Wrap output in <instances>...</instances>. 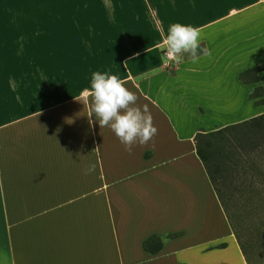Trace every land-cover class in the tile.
<instances>
[{
	"label": "crops",
	"instance_id": "crops-1",
	"mask_svg": "<svg viewBox=\"0 0 264 264\" xmlns=\"http://www.w3.org/2000/svg\"><path fill=\"white\" fill-rule=\"evenodd\" d=\"M144 5L150 21L129 27L115 0H0V264H247L194 137L264 114L249 98L264 85L238 79L264 63V0ZM177 22L210 58L166 59ZM96 71L147 105L146 145L89 125L75 98Z\"/></svg>",
	"mask_w": 264,
	"mask_h": 264
},
{
	"label": "clouds",
	"instance_id": "clouds-1",
	"mask_svg": "<svg viewBox=\"0 0 264 264\" xmlns=\"http://www.w3.org/2000/svg\"><path fill=\"white\" fill-rule=\"evenodd\" d=\"M200 37V28L179 22L172 23L157 47L163 49L168 61L180 64L186 56L195 64L202 57H211V51L207 47H201ZM75 100L84 105V110L87 109L86 116L90 126L98 122L100 128H109L129 153L134 145H146L158 133L147 105H138L136 93L130 91L126 87V81L117 75L93 72L88 86ZM95 168V164L90 165L85 174L94 172ZM161 239L163 243H167L166 237Z\"/></svg>",
	"mask_w": 264,
	"mask_h": 264
},
{
	"label": "rangeland",
	"instance_id": "rangeland-1",
	"mask_svg": "<svg viewBox=\"0 0 264 264\" xmlns=\"http://www.w3.org/2000/svg\"><path fill=\"white\" fill-rule=\"evenodd\" d=\"M94 1L88 0L89 4ZM115 1L116 9L126 11V16L123 19L116 15L114 24L139 26L150 21L144 0ZM76 4L78 2H73V5ZM225 154H228L226 149ZM250 156L252 159L249 161L230 162L227 159L228 163L223 164L220 171L213 173L214 185L223 196L235 230L242 235V239H250L255 245L252 264H264V142L260 147L254 148ZM216 157L217 160L220 158L218 155Z\"/></svg>",
	"mask_w": 264,
	"mask_h": 264
},
{
	"label": "trees",
	"instance_id": "trees-1",
	"mask_svg": "<svg viewBox=\"0 0 264 264\" xmlns=\"http://www.w3.org/2000/svg\"><path fill=\"white\" fill-rule=\"evenodd\" d=\"M238 79L243 84L261 83L264 85V63L246 69L239 73ZM250 100L255 105H264V89L262 86L256 87L250 94ZM229 135V136H227ZM196 152L201 162L203 163L211 183L215 189L217 197L219 198L223 210L229 223L237 244L247 264H252V251L255 245L250 239H242V235L235 230L232 220L228 214V208L224 202L220 191L215 187L213 173L221 170L223 164L228 163V160L235 161H249L250 153L254 148L260 147L264 142V114L256 116L244 122L227 126L220 130L205 133L200 131L194 137ZM230 148V150H229ZM225 149L228 154H225ZM227 149L229 151H227ZM214 155V157H213ZM220 156L217 160L216 156ZM232 155V158L231 156ZM144 249L155 254L159 252L162 243L159 238L150 237L143 243Z\"/></svg>",
	"mask_w": 264,
	"mask_h": 264
}]
</instances>
